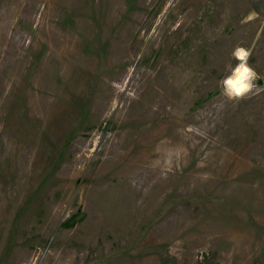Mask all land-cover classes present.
I'll use <instances>...</instances> for the list:
<instances>
[{"label": "rangeland", "instance_id": "1", "mask_svg": "<svg viewBox=\"0 0 264 264\" xmlns=\"http://www.w3.org/2000/svg\"><path fill=\"white\" fill-rule=\"evenodd\" d=\"M0 264H264V0H0Z\"/></svg>", "mask_w": 264, "mask_h": 264}, {"label": "clouds", "instance_id": "2", "mask_svg": "<svg viewBox=\"0 0 264 264\" xmlns=\"http://www.w3.org/2000/svg\"><path fill=\"white\" fill-rule=\"evenodd\" d=\"M234 55L242 61L235 69L233 74L225 81V95L229 98H239L249 92L252 88V81L255 78V72L246 65L248 53L238 48Z\"/></svg>", "mask_w": 264, "mask_h": 264}, {"label": "bare ground", "instance_id": "3", "mask_svg": "<svg viewBox=\"0 0 264 264\" xmlns=\"http://www.w3.org/2000/svg\"><path fill=\"white\" fill-rule=\"evenodd\" d=\"M238 60H239V59H238ZM240 63H242V61L239 60V63L233 68L232 73H231L227 78H229V77L233 74L234 69H235ZM227 78L224 79V87H226V85H225V81H226ZM247 93H248V92H247ZM247 93H246V94H247ZM243 96H244V95H243ZM175 124H176V123H175ZM162 129H164V128H162ZM159 133H160V132H159ZM157 135H159V134H157ZM161 136L164 137L165 135H161ZM220 174H221V173H220ZM220 174L218 173V175H220ZM216 175H217V174H216Z\"/></svg>", "mask_w": 264, "mask_h": 264}]
</instances>
